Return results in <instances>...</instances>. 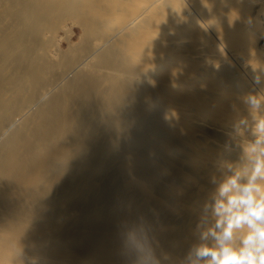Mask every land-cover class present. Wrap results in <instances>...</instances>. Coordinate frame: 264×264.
I'll return each mask as SVG.
<instances>
[{"label": "rangeland", "instance_id": "374dc122", "mask_svg": "<svg viewBox=\"0 0 264 264\" xmlns=\"http://www.w3.org/2000/svg\"><path fill=\"white\" fill-rule=\"evenodd\" d=\"M31 1L32 0H25V2L24 0H0V88L2 89L0 90V172L2 167L7 166V169L5 167L7 171V175L5 174L6 178L0 177V232H4L3 230H6L8 226H13L14 234L24 231L27 232L28 230L32 231V236L41 237L39 241L37 240L38 243H49L50 245L48 244V246L51 251H57L60 256L69 260L79 257L84 264H115L119 261L121 258L119 249L116 248L117 245L115 240H101V242L98 243L100 244L98 247L99 249L97 248L94 250V247H97V243L94 244L95 239L98 237V232L95 230L99 231L101 228H99V226L101 225L95 222L96 220H93V218L97 217L98 219V215L93 212L84 214V212H81V208L78 210L77 208L80 206H78L77 201L81 196L77 194L79 197L76 196L77 198H75L72 196L73 194H71V189L69 190V187H65L66 189H64V186H62V183L65 184L62 180V174L68 175L72 170L71 168L75 167L73 165L75 164L73 157L76 159V157L82 155V153L87 154V152L92 151L91 146L96 144V146L100 145L102 148H100V151H102V153H100V151L98 152V155H100L99 157L98 155L93 156L95 154L89 155L88 159L91 161L90 163L92 165V162L94 164L95 159L97 160L99 158L101 164H104L101 165L103 168H90V171L87 170L89 173L83 171L88 175L84 182L85 186L83 183L84 179L81 176L84 175V173H81V171L76 172V175H73L74 179L72 177V181L79 180L76 182V184L78 183L77 187H80L79 192H84L82 189L87 187L86 184H92V188L89 190L90 193L88 192L89 194H85H87V196L91 194V197L102 195L103 199L106 197L104 203L101 201L102 206H107V204H109L107 201L111 202V199H114L115 196L120 194L121 196L123 195L126 199L121 197L122 200H125L122 201V203L128 202L125 203L126 205L122 204V206H125H123L124 213L129 212L128 215H133V222L139 221L147 223L150 217L148 221L149 226L152 228L155 236L159 235L156 239H162L160 236L164 235V237L167 236L165 238L168 240H156V246L165 254L169 264H180L181 262L177 263V260H184L185 258L183 255H186L189 249L199 241V233L196 231V224L204 206L206 204L211 205L214 193L211 194V192H209L206 194V191H203L207 184L203 186L204 177L202 178L201 176H203L204 167L200 165L201 161L198 162V160H202L203 157L201 154L197 155L195 153V151L197 152V147L187 142L190 140V134L187 128L185 129V125L183 126L176 121L177 118L175 113L177 105L169 100L168 93H165V91H158V88H156L158 87L156 82L158 83L157 79L160 75H157L155 72H153L152 75L150 72L151 68L144 62H141V60L136 59L131 51V49L136 50L137 48L134 42V46L132 43H129L132 41L131 34L140 29V27L145 24L147 18L145 17V20H143V16L145 15H141L140 17H142V19L140 18V23L138 20H135L134 23H130V26H127V29L126 20L123 21L121 18L117 17V14H124V12H126L121 10L122 8L124 9V6L127 10L131 9L133 6L137 7L138 10L136 8L133 15H135L136 12L139 14L140 10L142 11L147 6V0L145 3V0H140L139 3L142 7L139 6V3L137 5L136 0H133V2L132 0H42L44 4L48 5L51 3L49 6L52 5V3L53 5L58 4L60 7L63 6L61 9L58 8L51 13V15L47 14L46 19L42 22L43 24H38V26L33 28V31L27 27L28 20L26 22L29 12L28 6L30 8ZM86 2L89 4H85ZM149 2L147 4H149ZM143 3L146 6L143 7ZM134 7L133 10L135 9ZM170 7L173 6L170 5ZM137 19H139V17ZM135 26H137V28ZM127 36H129L128 39L131 41H126L125 43L123 38L125 37L126 40H128ZM152 48H154V50L148 48L150 53L156 50V47ZM152 71L154 70L152 69ZM19 75L21 77H19ZM17 77L19 79H17ZM11 80H15L18 83L13 81V84ZM79 80L81 84H79ZM21 84L26 86H22ZM77 86H79V88ZM122 88L124 90H122ZM4 90L7 91L5 92ZM152 93H156V95L160 94V96L153 98ZM106 99H110V101ZM59 100H61V102ZM105 108L107 109L105 110ZM46 111L48 113H46ZM118 112L122 113L119 114ZM84 113H89V118L86 116L87 114L85 115ZM20 114H22V117ZM77 115L78 117L80 115V117L78 118ZM114 115L115 117L117 116V118L124 115L125 122H127H123L122 118V121L120 120L122 124H119V122L118 126L117 124L115 125L116 122L112 120ZM108 117L112 118L111 121L116 127L113 126L111 122L109 124ZM117 118H115V120ZM129 118H133L131 119V123L133 120L136 121V125L134 126L137 127L138 125V127L137 129L133 128L132 131L135 132L134 130H137L141 133V142L138 141L134 143L135 136L134 138L132 137L133 139H131V137L129 138L128 133H130L131 129H128V133L124 132L125 134L123 133L124 129L122 132L121 130L119 131L120 128H125V125L130 123ZM75 120L78 122L79 126H77ZM66 122H68L69 125L66 124ZM3 124H6V127L3 128ZM53 125L55 128H53ZM84 125L86 128L83 129ZM65 126L70 127V129L67 130ZM71 126H75L73 130ZM170 126L173 127L172 129L176 130L177 133L176 131H172ZM130 127L133 126L130 125L129 128ZM59 128L64 129V131H61L62 129L60 130ZM79 128H82L84 132H88L89 130L90 133L88 132L87 134L82 132L86 134L85 136L88 138V143H90V141L93 143L94 141L93 144L90 143L91 146L88 145L87 147V145H82L84 148L88 149H85L86 151L84 150L81 154L79 151L83 147L81 146L82 148L80 147L79 149L80 144L77 145V141H68L70 138L66 139V137L74 139L76 136L80 135L82 129ZM56 129H59V131L56 132ZM105 129H107V133ZM117 130L121 133L120 135L118 134V139H116L115 135L117 134ZM19 131L21 133L24 131L20 134L23 135L22 138L24 137V139H19L17 144L20 146L16 147L14 145V148L8 147L7 151H3V148L7 145L12 136ZM53 131L59 136L53 134ZM124 131H126V129ZM137 131L135 133H137ZM37 132L39 134H37ZM71 132L74 133L72 134ZM72 135L75 137H72ZM112 138L116 139L115 142ZM122 139H125L126 142L122 143ZM128 139L130 141H128ZM20 141L24 145L21 144ZM70 142L74 144L71 148H75L73 154H70L72 157L65 156L64 153V151H66L65 146L69 149L68 146L69 144L71 145ZM110 142H112V145L108 148V145L105 144H109ZM102 145L104 149L108 148L107 151L103 149ZM190 145L191 147L188 148ZM75 150L78 155L76 157V154H74ZM34 151L36 152L34 153ZM20 152L22 153L20 154ZM136 154L137 157L135 156ZM92 156L93 158H91ZM108 156L110 158H106ZM193 157L194 159H192ZM83 158H85V161H88L86 157ZM83 158L81 159L83 160ZM105 158L111 160L106 162L104 161ZM62 159L63 162H61ZM189 159H191L192 162ZM51 160L52 162H60L59 164L56 163L54 167H51L47 165ZM72 160L74 161L72 164L73 166L71 165ZM76 161L81 163V160L79 161L76 159ZM78 162L76 163L78 164ZM193 163L197 164L196 166L199 164V168L197 167V169ZM30 165L32 169L29 168ZM45 165H47V170L43 169L45 172L41 171L43 174L42 177H35L41 173V167ZM202 165H204L203 160ZM66 171L69 172L66 173ZM77 173L81 174L78 175ZM103 179L105 181L108 179L105 185L103 184L105 183ZM201 179H203L201 182L202 187L199 186ZM69 180L71 181V177ZM111 180L114 182H111ZM195 180L196 182H193ZM80 182L83 187L81 184L79 186ZM115 182L119 188L121 187L119 192L117 191L118 188H116ZM47 183L50 184L48 189H46ZM41 187L42 189L45 187L46 191L43 189L45 192H42ZM109 187L111 190L113 187L111 193L110 189H108ZM7 188L11 189L7 191ZM125 188H129L130 190L127 189L126 191ZM202 188L203 190L201 191L200 189ZM101 189L102 191H100ZM123 189L125 192H123ZM196 190H198L197 194H195ZM129 191H131V193ZM42 193H44L43 195L45 197L43 201H40L38 196ZM124 193H130L132 196L130 194L128 195L131 198ZM132 193H136L137 195L134 194L135 196H133ZM106 195H109V200ZM199 195L201 197H198ZM207 195L208 197H206ZM195 196L199 199L196 200ZM202 196L205 198H202ZM133 197H136L135 200ZM192 197H194V199ZM127 200H130V202ZM138 200L140 203L137 202ZM105 201L107 204H105ZM83 206L84 205L81 207ZM147 206H152L153 208L149 207L148 209ZM142 208L146 210L144 214L149 216L139 219L140 216L137 212ZM158 208L161 210L157 211L156 209ZM151 214L153 221L151 220ZM159 215H161V217H159ZM154 217H157V220L154 219ZM165 218L167 219L165 220ZM152 222L156 223L152 224ZM117 224H119V222H117L116 225ZM16 225L18 227L14 229ZM119 226H121V224H119L118 227ZM175 232L178 233L180 237L178 235V237H172L173 234H176ZM45 233L46 237L44 238ZM92 233H95V237ZM173 238L176 240L174 241ZM179 254L181 257H179ZM75 256L77 257L75 258ZM175 256L177 258H175Z\"/></svg>", "mask_w": 264, "mask_h": 264}, {"label": "bare ground", "instance_id": "6f19581e", "mask_svg": "<svg viewBox=\"0 0 264 264\" xmlns=\"http://www.w3.org/2000/svg\"><path fill=\"white\" fill-rule=\"evenodd\" d=\"M136 1H137V5H138L140 0H136ZM149 1L147 0V3L149 2V4L146 3L147 6L144 4L146 2V0L144 1V3L142 5H143V7L144 6H146V7L142 11L140 10L139 14L136 12L137 15L136 14L133 15L134 12L136 11V8H137L134 6H133L135 8L134 10H133V7H131V9L127 10V8H125V6H124V9L122 8L121 10L126 11V12H124V14L123 13L117 14V17L121 18L123 21L126 20V23H127L126 28L127 29H128L127 26L130 23H134L135 20H138V22H139L140 18L142 19V17H140L141 15H145V16H143L144 17L143 20H145V17L147 18L145 20V24L141 27L139 26L140 29L136 30L133 33L130 32V33H132L131 34L132 35V41L130 39H128L129 36H127L128 40H126V38H125L126 36L123 39L125 40V43H126V41H128V42L131 41L129 43L133 44V42H134L135 46L137 47L136 50H132L131 49L132 47L130 48L131 51L133 52V56L136 59L141 60V62H144L145 64H147V66L149 68H151L150 72L152 73V75H153V72L157 73V75H160V77L157 79L158 83L156 82V84L158 85V87H156V88H158V91H163V92L165 91V93H168L169 100H171L175 105H177V109H176V113H175L176 118H177L176 121L181 123L183 126L185 125V129L187 128V131L190 134V140L187 142H190V144L192 146L197 147L196 148L197 152L195 151V153L197 155L201 154L203 157L202 160H203L204 165H202V160H198V162L201 161L200 165L204 167L203 176H201V177L202 178L204 177L205 183L203 182V186L206 184H207V186H205L204 190H203V188L200 190L201 191L203 190L204 192L206 191L205 192L206 194L209 192H211V194H213L215 192L216 186L211 183V179L213 177L217 178V180L222 179L223 175L225 174V165L227 163H232L236 167H242L246 163V156H245L243 149L245 148V146H247L250 142H252L255 139V136L252 135L250 132H246L243 127H241L238 132L232 131L233 125L238 123L240 119L249 120L250 125H251V119H250L247 111H245V109L242 105H239L237 108V111L233 112L230 108V103L236 101L237 96L239 94L249 90V88L252 87L251 78L253 75V69H256L257 70L256 74L261 75L262 79H264V71H260L261 69H264V3H253V0H149ZM24 2H25V0H24ZM132 2H133V0H132ZM49 4H51V3H49ZM49 4L48 5L44 4V2L42 0H32L31 1L30 8L28 6L29 12H28V17L26 19V22L28 20V22H27L28 29L30 28V30L32 29V31H33L34 27H36V26H38V24H41L42 22H44L47 14L51 15V13L56 11L58 8L61 9L63 6L62 4H61L62 5L61 7L58 4L53 5V3H52V5L49 6ZM85 4H87V2ZM98 4H100V3H98ZM45 5H47V6H45ZM170 5H172L173 7H170ZM139 6H141L140 3H139ZM137 10H138V8H137ZM115 12H117V11H115ZM111 14H113V13H111ZM138 17H139V19H137ZM135 27L137 28V26H135ZM126 28H124V29H126ZM28 29H27V31H28ZM134 44H133V46H134ZM8 45H10V44H8ZM152 47H156V50H155L156 52L155 51L153 53L151 52L152 53L151 54L149 52L150 50L148 51V48L149 49L151 48L152 50H154V48H152ZM130 54H132V53H130ZM55 62H56V60H55ZM86 65H88V64H86ZM142 67H144V66H142ZM145 68H146V66H145ZM152 69L154 71H152ZM19 77H21V76L19 75ZM17 79H19V78L17 77ZM79 79H80V77H79ZM13 81L15 83L17 82L15 80H13ZM14 82H13V84H14ZM96 83H97V81H96ZM79 84H81V81ZM21 85L23 86L24 84H21ZM24 86H26V85H24ZM77 87L79 88V86H77ZM259 87L264 88V84L260 85ZM16 89H17V87H16ZM119 89H117V90H119ZM0 90H2V89L0 88ZM122 90H124V89L122 88ZM103 93H104V91H103ZM103 93H102V96H103ZM98 95H99V93H98ZM111 95H112V93H111ZM152 96H153V98H157L158 96H160V94L156 95V93H155ZM109 97H111V96H109ZM103 98H105V97H103ZM113 98H115V97H113ZM153 98H151V99H153ZM106 100L110 101V99H106ZM59 101L61 102V100H59ZM104 107H105V105H104ZM106 109L107 108H105V110ZM154 109H156V108H154ZM47 111H49V110H47ZM47 111H46V113H48ZM101 113H99V114H101ZM120 113H122V112H120ZM84 114H83V116H84ZM86 114L85 115L88 116V118H89L90 114L89 113H86ZM99 114H98V116H99ZM124 114H126V113H124ZM20 115L22 117V114H20ZM80 115H79V117H80ZM102 115H104V114H102ZM115 115H117V114H115ZM115 115L113 116L114 117L113 119L109 118L112 116L108 117L109 124L111 122V124L113 126H115L116 124L118 126L119 124H122V122H121L122 118H123V122H125V119L123 117L124 115H122V117H120V118H117V116L115 117ZM71 116H72V114H71ZM77 117H78V115H77ZM16 118H17V116H16ZM115 118L118 119V120L116 119L118 122L115 120ZM111 119L114 122H116L115 125L112 123ZM131 119H133V118H129L130 123L126 124L125 128L124 127H122V129L120 128L119 131L121 130V132H122L123 129L124 130L126 129V131L123 130V133L124 132L128 133L129 132L128 129H131L130 133H128L129 138L131 137V139H133L135 136V140H137V141L134 140V143L138 142V141L141 142V137H142L140 135L141 133L137 130H134L135 132L137 131V133L132 131L133 128L137 129L138 125H137V127H135L134 125H136L135 124L136 121L133 120V122L131 123ZM127 120H128V118H127ZM173 122H175V121H173ZM66 124H68V122H66ZM75 124H73V125H75ZM129 124L132 125L133 127L129 128V126H130ZM5 125L3 126V128L6 127ZM54 125H53V128H55ZM77 126H79L78 122H77ZM88 126H89V124H88ZM74 127H72V130L74 129ZM84 128H86L85 125H84L83 129ZM172 128L173 127L170 126V129H172ZM59 129L58 130L56 129V132H58ZM66 129L68 130V129H70V127H66ZM79 129H82V128H79ZM83 129L81 130L80 135L77 134L78 132L76 133L78 136L75 137L74 135H72V137H75L74 139H71V137H66V139H68V138L71 139V140L69 139L68 141H74V140L77 141L78 143L76 142V144L77 145L80 144L79 149L82 145H84V146L87 145V147H88V145H90V143L91 144L94 143V141H93V143L91 141H90V143H88L89 142L87 140L88 138H86V136H85L89 132L88 129H90V128L87 129L88 132L87 131L84 132ZM72 130H69V131H72ZM106 130L107 129H105V132L107 133ZM110 130H111V128H110ZM54 131H53V134H55ZM61 131H64V129H62ZM119 131L117 130V134H115L116 139H118L117 138L118 134L119 135L121 134ZM172 131H176V130L172 129ZM74 132H76V131H74ZM74 132H71V133L73 134ZM82 132L86 133V134H83ZM94 132H95V130H94ZM22 133L19 131L17 134H14L12 136V138L8 141L7 145L6 146L4 145L5 147L3 148V151L4 150L7 151L8 147L14 148L15 146L16 147L20 146L17 144H18L19 139L20 140L24 139V137L22 138L23 135H20ZM108 133H109V131H108ZM176 133H177V131H176ZM37 134H39V133L37 132ZM91 134H92V132H91ZM55 135H58V134H55ZM81 135H83V136H81ZM115 135H113V136H115ZM38 136H40V135H38ZM58 136H57V138H58ZM87 136H89V135H87ZM94 136H95V134H94ZM91 138H93V137H91ZM110 138H109V140H110ZM121 138H122V136H121ZM116 139L112 138V140H114V142ZM178 139H175V140H178ZM128 141H130V140L128 139ZM66 142H67V140H66ZM121 142L124 143L126 141H125V139H122ZM70 143H71V145L69 144V146H68L69 149H67V147L64 145L65 150H66V151H64V153H65V156H68V157H72L71 155L73 154L74 149H75V148L74 149L71 148V146H73L74 144H72V142H70ZM111 143L112 142H110L109 144L106 143L105 145H108V148H109L110 145H112ZM21 144H23V143L21 142ZM116 144H117V142H116ZM191 145L188 146V148L191 147ZM84 146H82L83 148L81 147L83 149V151L81 149L79 151L80 154H81V152H84L85 149L86 150L88 149V148H84ZM120 146H122V145H120ZM149 147H150V145H149ZM100 148H101L100 145L96 146V144H93V146H91L92 151L87 152V154L89 153L88 155L85 153H82V155H80V156H78L76 154V150H75V153H74V154H76L75 157L78 156V157H76V159L79 161L81 160V163L76 161V159L73 157L76 165L73 164L74 161L72 160L71 165L73 164L75 167L71 168L72 170L71 171L69 170L70 172L66 171V173L69 172L68 175L62 174L63 175L62 180L65 184H63L62 182L61 183H62V186H64V189H66L65 187H69V190L71 189V194H73L72 196H74L75 198H77L76 196H78V195L82 197L81 198L78 196L79 198H78L77 202H78V206H80L78 208L76 207L78 210L81 208V210H82L81 212H84V214L85 213L90 214L89 212H93V213H96V215H98V219H97V217L93 218V220H96L95 222H97L101 225V226H99V228L101 227L99 229V231L95 230L96 232H98L97 233L98 237L95 239L94 244L97 243V247L95 246L96 248L94 247V250H96L99 247L100 244H98V243H100L101 240H106V241L107 240H110V241L115 240L116 245H117L116 248L119 249L120 248V236L122 235L123 229L127 226L128 223H132L133 218H134L133 215H128L129 212L124 213L125 211H123L124 205L122 206V204L128 203V202L122 203V201H125V200H122L121 197H124V196L123 195L121 196V194L119 193L120 195L115 196L114 199H111L112 200L111 202L107 201V203H109V204H107L105 201V204H107V206L106 205L102 206L101 201L104 203V200H106L105 199L106 197H104V199H103L102 195L98 196V197H96V196L91 197V194L88 196H87V194H85V193H88L89 190L92 188V184H89V183L86 184L87 187L86 188L84 187V189H82V190H84V192L80 193L79 192L80 187L78 188L77 187L78 183L76 184V182L79 180H77V181L73 180L72 181V177L74 174L76 175V172L81 171V173H84L87 170L90 171L89 170L90 168L91 169H93V168L95 169V168H99V167H101V169L103 168L101 165H104V164H101V160L99 158L97 160L95 159L94 164L92 162V165L90 163L91 161H89V159H88L89 155L91 156L92 154H95L93 156H97L99 154L98 152L100 151ZM108 148L104 149V146H103V149L105 151H107ZM18 150H19V148H18ZM35 152L36 151H34V153ZM4 153H1V154H4ZM21 153L22 152H20V154ZM100 153H102V151H100ZM145 154H147V153H145ZM37 155H38V153H37ZM93 156L91 158H93ZM99 156L100 155H98V157ZM101 156H102V154H101ZM135 156L137 157V154ZM83 157H86V159L88 161H85V158H83ZM59 158H61V157H59ZM81 158H83V160ZM100 158H104V157H100ZM106 158H110V157L108 156ZM106 158L104 160L106 162H108V160L109 161L111 160V159L107 160ZM63 159L61 160V162H63ZM192 159H194V157ZM195 159H198V158H195ZM189 160H191V159H189ZM59 162H55V161L52 162V160H51V162L47 163V165L54 167V165H56V163L59 164ZM76 162H78V164ZM191 162H192V160H191ZM193 164L195 165L196 168L199 166V164H198V166H196L197 164H195V163H193ZM31 165L29 167L30 169H32ZM47 165L41 167L42 169L40 170V172L47 170L46 169ZM5 167L7 169V166H4L1 168L0 177H2V178L3 177L6 178L5 174L7 175V171H6ZM200 169H202V168H200ZM54 170H53V172H54ZM88 171H87V173H89ZM42 172L40 174H38V176H35V177L41 178L43 175ZM81 173H79V174H81ZM87 173H84V175H81L82 178L84 179L83 183L85 182V179H87V177H88ZM112 173H113V169H112ZM49 174H51V173H49ZM51 176H53V175H51ZM113 176H115V175H113ZM70 177H71V181L69 180ZM119 178H120V176H119ZM73 179H74V177H73ZM77 179H78V177H77ZM108 179H107V181H108ZM198 179H199V177H198ZM35 180H36V178H35ZM49 180H50V178H49ZM103 180H100V181H103ZM113 180H111V182ZM193 180H194V178H193ZM196 180L193 182H196ZM46 181H48V180H46ZM87 181H89V180H87ZM107 181H105V183H103V184L105 185ZM135 181H136V179H135ZM202 181H203V179H201L199 186L202 185L201 184ZM122 182H124V181H122ZM80 184H81V182L79 183V186H80ZM118 184H119V182H118ZM46 186H47L46 189H48L50 187V184L47 183ZM81 186H82V184H81ZM84 186H85V183H84ZM42 187H41V189H42ZM104 187H106V186H104ZM113 187H112V190H113ZM16 188H18V187H16ZM116 188H118L117 191L119 192V189L121 187L119 188L117 183H116ZM198 188H200V187H198ZM8 189L10 190L11 188H7V191H8ZM43 189H45V187ZM43 189H42V192H45L46 189H45V191ZM97 189H96V191H97ZM102 189H104V188H102ZM102 189L100 191H102ZM108 189H110V193H111L112 192L111 188L109 187ZM125 189L127 191V189H129V188H125ZM198 190L195 191V194L198 193L197 192ZM105 192H106V190H105ZM123 192H125L124 189H123ZM129 192L131 193V191H129ZM130 193H128V194H130ZM43 194L44 193L39 194V196H38V199L40 201L44 200L45 196ZM124 194L126 195L127 193H124ZM132 194H133V196H135L134 194H136V193H132ZM200 195L198 197H201ZM137 197H139V196H137ZM195 197H196L195 198L196 200L199 199V198H197V196H195ZM206 197H208V195ZM120 198H121V200H120ZM129 198H131V197L129 196ZM135 198L133 197L134 200H135ZM192 198L194 199V197H192ZM202 198H205V197L202 196ZM108 200H109V197H108ZM127 201L130 202V200H127ZM132 202H133V200H132ZM137 202L140 203L139 200ZM195 202H197V201H195ZM193 203H194V201H193ZM82 205H84V206L81 207ZM99 205H101L102 207ZM14 207H16V206H14ZM147 207H148V209H149V207L153 208L152 206H147ZM6 208H9V207H6ZM70 209H72V208H70ZM139 210L140 211L137 212V213H139L138 215L140 216V218L137 216L139 219L145 218V217L147 218L149 216V215L146 216V214H144V212H146V210H144V208L139 209ZM156 210L160 211L161 209L159 210V208H158ZM156 210H154V211H156ZM147 212H148V210H147ZM161 213H163V212H161ZM156 214H154V215H156ZM162 216H163V214H162ZM89 217H87V218L90 219ZM116 217H117V219H116ZM159 217H161V215H159ZM152 218L153 217L151 214V220L153 221ZM149 219H150V217H149ZM149 219H148V221H149ZM154 219L157 220V217H154ZM166 219L167 218H165V220ZM148 221H147V223H148ZM117 222H119V224H121V226L118 227L119 224L116 225ZM122 222H124V223H122ZM97 223H96V225H97ZM150 223H151V221H150ZM153 223H156V222H152V224ZM96 225H94V226H96ZM114 225H116V226H114ZM148 225H149V223H148ZM155 225H153V226H155ZM16 227H18V226L16 225L14 229H16ZM96 227H98V226H96ZM3 231L4 232H0V264H81L82 263V261L77 256H75V258L77 257L78 259L76 258V259H70L69 260L67 258L60 256L57 251H55V252L51 251V249L48 246L49 243L48 244L45 242L43 244H41L42 242L38 243V241L40 240L41 237H34V235L32 236V231L28 230L27 232L24 231L22 233L19 232L17 234H14L13 226L12 227L8 226L6 228V230H3ZM46 233H45L44 238L46 237ZM92 234L95 237V235H94L95 233H92ZM42 235H43V232H42ZM177 235H178V233H176L175 235L173 234L172 237L173 236L178 237L179 235L178 236ZM158 236H155V237L158 238ZM160 237L162 239H166V241H168L167 238H165L167 236L164 237V235H161ZM170 237H168V238H170ZM162 239H159V240H162ZM156 240L159 241L158 239H156ZM173 240L175 241L176 239L173 238ZM174 241H173V243H174ZM102 244H103V242H102ZM183 248H185V247H183ZM182 255H183V253H182ZM186 255H183V257L185 258ZM83 257H84V254H83ZM179 257H181L180 254H179ZM175 258H177V257L175 256ZM181 260H183V259H181ZM181 260H177L178 261L177 263L181 262L180 264H182ZM117 262H119V263H117ZM117 262L115 264H122L121 259ZM82 264H84V263H82Z\"/></svg>", "mask_w": 264, "mask_h": 264}, {"label": "clouds", "instance_id": "9594fccd", "mask_svg": "<svg viewBox=\"0 0 264 264\" xmlns=\"http://www.w3.org/2000/svg\"><path fill=\"white\" fill-rule=\"evenodd\" d=\"M256 73L253 69L252 87L230 103L233 112L242 105L251 119V125L240 119L232 128L238 132L243 127L255 136L243 149L246 163H227L222 179H211L216 187L196 224L199 242L182 264H264V88L259 87L264 79ZM155 241L148 224L128 223L120 236L122 264H169Z\"/></svg>", "mask_w": 264, "mask_h": 264}]
</instances>
